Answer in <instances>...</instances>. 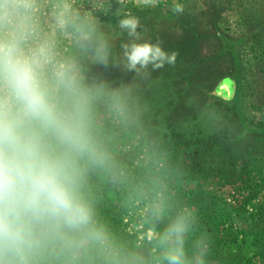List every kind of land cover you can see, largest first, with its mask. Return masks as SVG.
<instances>
[{
  "label": "clouds",
  "instance_id": "clouds-1",
  "mask_svg": "<svg viewBox=\"0 0 264 264\" xmlns=\"http://www.w3.org/2000/svg\"><path fill=\"white\" fill-rule=\"evenodd\" d=\"M159 3L0 0V264H212L197 210L163 174L133 181L115 150L142 126L152 74L176 63L129 6ZM110 68L131 79L109 80ZM208 120L224 132L221 116ZM97 181L126 190L143 240L102 215Z\"/></svg>",
  "mask_w": 264,
  "mask_h": 264
},
{
  "label": "rangeland",
  "instance_id": "rangeland-1",
  "mask_svg": "<svg viewBox=\"0 0 264 264\" xmlns=\"http://www.w3.org/2000/svg\"><path fill=\"white\" fill-rule=\"evenodd\" d=\"M173 2L160 0L156 8L135 7L136 14L147 27L154 28L153 42L162 35L173 39L165 43V49L171 50L190 31L199 35L194 38L197 46L188 40L174 66L165 65L154 72L142 93L146 107L142 126L123 136L115 150L133 181L150 173L163 174L170 193L194 207L199 222L200 207L207 205L215 211L207 223L216 229L218 238L225 239L212 247V264H264L248 244H233L236 233L249 232L261 225L257 223L264 217V155L260 154L264 148V0H178L186 6L187 22L194 30H181L180 15L170 10ZM145 10L150 15L141 14ZM101 19L116 23L111 15ZM224 78L232 79L231 92H237L243 128L253 129L257 135L253 142L257 146L246 157L230 151L232 131L237 132L232 130L235 105L224 101L230 96L219 85ZM209 112L227 122L218 135L229 138L211 150L215 155L200 160V151H205L217 134L208 120ZM119 191L110 193V199L114 207L126 210L122 227L143 240L144 226L136 213L124 206L126 190ZM230 233L231 238H226ZM221 255L227 259L223 261ZM240 258L244 263L237 261Z\"/></svg>",
  "mask_w": 264,
  "mask_h": 264
},
{
  "label": "trees",
  "instance_id": "trees-1",
  "mask_svg": "<svg viewBox=\"0 0 264 264\" xmlns=\"http://www.w3.org/2000/svg\"><path fill=\"white\" fill-rule=\"evenodd\" d=\"M129 6L133 7L131 5H129ZM114 7H115V5H114ZM133 10L137 13V10L135 9V7H133ZM187 11L188 10L186 9L185 14L177 16V17H179L177 19L180 22L179 24L181 25V30H189V28H190V30H194V28L190 25V23L187 22L188 20H190L189 15L187 16ZM141 14L150 15V11L145 10V11H142ZM142 22H143V20H142ZM148 29H149V32L147 34V38L151 39V40H155L156 37H155V33L153 32L154 28L152 26H150V27H148ZM188 35H189V37H188ZM191 37H193V40H194V38L195 39L198 38L199 35L194 31H190L189 33L186 34L184 39L180 38L179 40L176 41V43H174V45L172 47L173 51L176 49L179 51V52H177L178 53L177 58L178 57L182 58L180 51L182 49V46L184 44H186L188 40H189L188 43H190L193 47L197 46L194 44V43L197 44V42L195 40L194 41L190 40ZM160 39L163 42V47L165 46V43H169L170 41L173 40L171 38L168 40L166 35H162V37ZM172 48H171V50H172ZM166 50L171 51L169 48ZM95 69H99L98 72L104 71V69L101 67H97ZM105 74L111 80H118V79L124 78L127 81V80H130L131 76H132V74L130 73L125 78L123 76L122 71L119 69H116V68H110ZM153 77H155V73H154V75L152 74V78ZM225 79L230 82V86L228 87L229 88L228 92H230V95H231V93H232L231 91L234 88V86L232 85V82H231L232 79H228V78H225ZM226 80L222 81L221 86L224 84V82ZM221 92H223V91H221ZM236 93L237 92H235L234 96H231V97L229 96L226 100H224V101H228L230 103H234V105H235V110L233 112V118H232L233 122H235V123L232 124V130H236L237 132L235 133L232 131L233 139L231 140L232 141V148L230 147V151H232V153L233 152L234 153L237 152L238 154L242 153V156L246 157L247 155L251 154V151H249V150H252L257 146L255 143H253L257 135L253 129H249V128L247 129L245 127L243 128V125H242L243 120L241 119V113H240V109H239L240 102L236 100V99H238V95ZM225 137H226L225 134H223V137H220L217 133L216 138L212 139L209 142L208 147L205 148V151H200V160L205 159V157L207 155H215L213 153V151H211V150L212 149L214 150V148L217 147V143L221 144L220 142L223 139H225ZM228 138L229 137H226L225 140H227ZM229 141H230V139H229ZM207 152H209L211 154H209ZM225 153L226 152L224 151V154ZM220 154H223V151ZM260 154L264 155V148L260 149ZM212 160L213 159H211V161ZM241 160L246 161V159H241ZM252 160L253 159H248L247 161L252 162ZM261 160L264 161V159H261ZM202 164H203V162L200 161L201 166H202ZM220 171H221V169H220ZM95 191H96V194L100 200L99 207H100V211H101L102 215L111 223V225L117 231L121 232L122 234H124L128 237L135 238V234L127 233L121 224L122 218L126 214V210L121 209L120 206L114 207L112 204V200L110 199V196H111L110 193L116 192V194L117 193L120 194L121 191H119V189L112 188V187L108 186L107 184L100 182V181L96 182ZM214 213H215V211L210 210L207 205L205 207H200V227H201L202 231L206 232L210 236V238H211V240H210L211 241V249H212V247L214 248L215 245H219L225 239V238L224 239L218 238V236L216 235V229L207 223L208 219L210 218V214H214ZM260 219H261V223H257V224H261V225L257 226L256 228L253 227L249 232L242 230L239 233V235L236 233V235H234L235 239L233 240V244H235V246H237V247H240L244 244H248L253 249L254 257L258 256V258H261L264 260V217H262V218L260 217ZM231 235H232V233H230V235L226 236V238H229V237L231 238ZM220 259L225 261L227 259V256L221 255ZM237 261L244 263L243 258H240ZM245 262H246V260H245ZM231 264H232V262H231Z\"/></svg>",
  "mask_w": 264,
  "mask_h": 264
},
{
  "label": "flooded vegetation",
  "instance_id": "flooded-vegetation-1",
  "mask_svg": "<svg viewBox=\"0 0 264 264\" xmlns=\"http://www.w3.org/2000/svg\"><path fill=\"white\" fill-rule=\"evenodd\" d=\"M223 80H226V79L224 78V79H222V81H223ZM222 81H221V82H222ZM219 85L221 86V83H220ZM219 85H218V86H219ZM223 85H225V84H223ZM223 85H222L223 89L226 90V91H227V90L229 91V88H227L226 86H223ZM234 94H235V93H233V94L231 93L230 97H231V96H234Z\"/></svg>",
  "mask_w": 264,
  "mask_h": 264
},
{
  "label": "water",
  "instance_id": "water-1",
  "mask_svg": "<svg viewBox=\"0 0 264 264\" xmlns=\"http://www.w3.org/2000/svg\"><path fill=\"white\" fill-rule=\"evenodd\" d=\"M224 84H225V85H223V86H226L227 88L230 86V82H229L228 80H226V81L224 82Z\"/></svg>",
  "mask_w": 264,
  "mask_h": 264
}]
</instances>
